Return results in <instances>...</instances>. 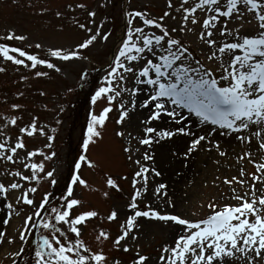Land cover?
Instances as JSON below:
<instances>
[{
  "label": "snow or ice",
  "instance_id": "snow-or-ice-1",
  "mask_svg": "<svg viewBox=\"0 0 264 264\" xmlns=\"http://www.w3.org/2000/svg\"><path fill=\"white\" fill-rule=\"evenodd\" d=\"M67 8L81 9L85 13L84 22L72 19L73 25L85 32L82 41L72 48H44L39 42L27 46L42 50L43 55L0 42V62L35 70L36 77H45L49 73L36 70L38 67L61 73L64 64L88 60L82 50L108 41L111 33L102 30L103 22H96V11L88 10L86 3H69ZM176 14L180 17L177 26L170 27L165 20H176ZM55 16L61 17V11H56ZM123 16L126 32L91 96L92 105L104 100L106 106L98 113H89L81 144L83 152L74 162L70 182L55 202L52 192L44 191L38 201L35 194L36 185L41 181L52 187L57 184L56 170H46L45 164L56 153L38 147L28 150L25 143V137L43 136L47 141L44 149L50 150L55 137L38 126L35 116L24 126L18 123L16 115L2 117L0 161L19 163L28 172L6 168L2 173L6 180L0 181V208L6 209L4 215H0V242L5 240V226L10 224L13 215L20 216L16 205L28 207L16 234H7L8 244L17 239L21 242L18 250L11 253L17 258L11 264H18V260L22 264H120L118 259L109 260L103 248L106 241L116 250L125 253L132 250L134 256L129 264H148L150 257L141 253L140 246L128 243L137 241L141 218L163 222L173 229L172 239L159 248L157 264H264V0H175V6L174 0H165V10L159 16L135 8L125 11ZM184 34H190L199 42L203 62L190 51V45L183 42ZM26 39V35L12 29L0 34V41ZM6 70L0 66V73ZM78 75L80 81L86 82L87 69ZM25 79V76L20 77V80ZM129 82L131 87L126 86ZM125 93L127 100L122 96ZM138 94L144 97L139 108L147 110L140 121L143 135L129 133V145L123 151H139L131 145L132 140L146 147L133 161L137 167L131 178L128 212L120 221L114 238L101 227L94 237L95 243L86 242L83 229L88 222L97 218L112 222L120 218L116 209L102 217L95 208H84L76 188L87 189L90 185L80 170L85 165L96 167L86 153L90 145L103 138L102 130L113 107L118 109L116 124H123L130 110H136ZM114 102L117 103L114 105ZM10 108L18 111L21 105L12 103ZM162 117L167 118V126L154 123ZM10 126L16 129L17 135L6 134L4 130ZM51 132L55 133L56 128ZM213 133L223 137L231 135L244 144L246 149L236 155L237 162L252 164L254 171L248 172L240 166L236 175L225 176L222 183L229 191L227 195L220 194V200L225 202H217L214 197L202 204L201 207L209 209L202 218L192 219L167 211L175 208L168 197L167 185L161 182L150 187L149 183L150 175L161 176L154 166L152 145L177 135L188 137L186 149L180 153L187 166L190 155L199 150H215L220 157L226 155ZM115 135L123 137L124 132L117 131ZM37 156L42 157L38 162ZM127 159L132 160V155ZM147 161L153 163H145ZM105 176L109 188L121 191L116 179L107 173ZM103 195L109 194L104 192ZM30 235H35V245L28 253L25 244L33 242Z\"/></svg>",
  "mask_w": 264,
  "mask_h": 264
},
{
  "label": "rangeland",
  "instance_id": "rangeland-1",
  "mask_svg": "<svg viewBox=\"0 0 264 264\" xmlns=\"http://www.w3.org/2000/svg\"><path fill=\"white\" fill-rule=\"evenodd\" d=\"M79 2L86 3L88 10L96 11V22H103L102 30H108L111 33L108 41L98 42L94 46L82 50L83 54L89 57L88 60L64 64L61 73L38 67L36 70L49 73L45 77H36L35 70L25 69L6 61L0 62V66L7 69L0 73V123L3 122V116L16 115L18 123L24 126L35 116L38 126L44 127L49 134L55 137L50 150L44 149V144L47 141L43 136L25 137L28 150L38 147L45 152L56 153V156L52 160L46 161L45 164L46 170H56L57 184L52 187L45 181H41L39 185H36L38 191L35 194V200L37 201L44 191H48L54 193L53 201L55 202L64 191L66 184L70 182L74 162L83 152L81 144L87 129L89 113L92 111L98 113L106 106L104 100H99L95 105H92L91 96L101 83L104 68L126 32V20L123 13L135 8L137 10L146 9L151 15L159 16L165 10V0H15V2L0 0V34L12 29L17 34H24L28 37L23 42L15 40L0 42H7L29 52L41 53V55H43L42 50L27 46L39 42L44 48L74 47L85 37V32L75 27L72 19L76 18L80 22H84L85 13L81 9H68L67 5ZM41 8L45 10L43 13L40 11ZM56 11H61L62 16L56 17ZM106 17L107 19H105ZM176 17V20L166 18L165 23L170 27L177 26L179 14H176ZM233 23L236 22L233 21ZM182 40L190 45V51L203 62V54L198 46L199 42L194 41L190 34H184ZM84 69H87L86 82L80 81L78 75ZM21 76H25L26 79L20 80ZM126 86L131 87V82ZM68 89H71V92ZM17 92L23 93V95L17 96ZM41 92L44 94L41 95ZM122 96L125 100L128 99L126 93ZM143 98V94H138L137 108L134 111L130 110L129 116L123 124H116L118 109L114 106L109 113L106 126L102 130L103 138L90 145L86 153L88 158L96 164V167L82 166L80 173L90 187L87 189L77 187L76 194L84 201V208H95L102 217L106 216L110 210L116 209L120 218L112 222L100 218L88 222L83 229V238L86 242L94 244V237L101 227L109 231L114 238L119 232L120 221L128 212L126 205L132 193L131 178L137 167L133 161L141 156L146 146L138 145L135 140H132L131 145L134 148L138 147L139 151L125 153L123 148L129 145V133L132 136L143 135L140 121L144 119L147 112L146 109L139 108V103ZM12 103L20 104L21 109L12 110L10 108ZM115 103L117 102H114V105ZM57 120L60 121L59 124L56 123ZM154 123L157 126L169 124L167 118L164 117ZM52 128H56L55 133L51 132ZM4 131L12 136L18 134L16 129L11 126ZM117 131H123L124 136H116ZM213 135L220 141L226 155L220 157L215 150H199L190 155L187 166H185L184 158L180 153L186 149L188 137L177 135L170 140L152 145L150 151L154 154V166L161 172V176L150 175L149 183L150 187L161 182L166 185L168 182L172 186L169 191L167 188V191L175 208L166 209L167 211L179 212L192 219L202 218L209 211L206 207H201L202 204H206L214 197L217 202H225L220 200V194L227 195L229 191L228 186L222 183L225 176L236 175L240 166H244L248 172L254 171L252 164L246 161L237 162L236 155L241 153L242 149H246L244 144L235 141L231 135L228 137L219 136L217 133H213ZM163 148L165 150L160 152ZM173 152L176 155H173ZM130 154L132 160L127 159ZM159 155L162 157L161 162ZM41 159L40 156L35 157L37 162ZM217 160L219 163H215ZM145 163L152 164L153 162ZM6 168L19 169L28 174L27 170L23 169L19 163L0 161V181L6 180V177L2 175ZM106 173L117 180L121 191H116L106 185ZM163 174L165 175L163 176ZM121 176H126L127 179H120ZM216 177L219 179H215ZM104 192H108L109 195L105 197ZM227 202L236 203L235 201ZM16 207L20 211V216L13 215L10 224L5 226L6 237L4 242H0V264H11L13 259H17L11 253L18 250L21 242L17 239L12 244H8L7 234H16V229L22 223V217L28 211V207L25 205H16ZM140 207L142 208L143 204H140ZM5 211L6 209L0 208V215H4ZM192 213H196V215L193 216ZM141 223L142 227L139 229L137 241L129 240L128 243L131 246L136 244L140 246L141 253L150 257L148 264H157L159 248L172 239L173 229L159 221H143L141 218ZM30 240L33 242L25 244L28 253L34 249L35 235H30ZM103 248L110 261L118 259L120 264H129L134 256L132 250L125 253L123 250L114 249L110 241L104 242ZM18 264H22V262L18 260Z\"/></svg>",
  "mask_w": 264,
  "mask_h": 264
},
{
  "label": "bare ground",
  "instance_id": "bare-ground-1",
  "mask_svg": "<svg viewBox=\"0 0 264 264\" xmlns=\"http://www.w3.org/2000/svg\"><path fill=\"white\" fill-rule=\"evenodd\" d=\"M142 112H145V110H142ZM172 126L175 127V126H177V125H172ZM193 130L196 131V128L193 127ZM163 150H165V149H164V148L161 149L160 152L163 151ZM159 158H160V162H161V158H162L161 155H159ZM176 162H177V161H176ZM164 175H165V174H163V176H164ZM167 177H168V175H167ZM164 178H165V177H164ZM171 187H172V186L170 185V183L167 182V188H168V191L170 190ZM177 201H178V200H177Z\"/></svg>",
  "mask_w": 264,
  "mask_h": 264
}]
</instances>
